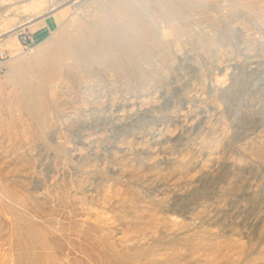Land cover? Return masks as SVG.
<instances>
[{
  "label": "rangeland",
  "instance_id": "374dc122",
  "mask_svg": "<svg viewBox=\"0 0 264 264\" xmlns=\"http://www.w3.org/2000/svg\"><path fill=\"white\" fill-rule=\"evenodd\" d=\"M106 2L0 0V264H264V0H123L129 70H57Z\"/></svg>",
  "mask_w": 264,
  "mask_h": 264
},
{
  "label": "bare ground",
  "instance_id": "6f19581e",
  "mask_svg": "<svg viewBox=\"0 0 264 264\" xmlns=\"http://www.w3.org/2000/svg\"><path fill=\"white\" fill-rule=\"evenodd\" d=\"M123 5V0H108L107 14L97 21L91 34V46L82 42L80 38L71 41L67 37V31L64 30L57 40L56 50L52 58L57 70L68 57L78 60L80 57L92 59L103 55L129 70L131 61L135 56L130 44H144L147 41L151 43L153 36L150 34V38H147L146 29L149 25L137 14L128 12ZM171 14L167 12L168 19L172 23L174 15ZM131 18L135 20V23H132ZM142 57H147V55L142 54ZM57 70L55 71L57 72Z\"/></svg>",
  "mask_w": 264,
  "mask_h": 264
},
{
  "label": "crops",
  "instance_id": "0c3cea01",
  "mask_svg": "<svg viewBox=\"0 0 264 264\" xmlns=\"http://www.w3.org/2000/svg\"><path fill=\"white\" fill-rule=\"evenodd\" d=\"M65 12H67V11H65ZM65 12H64V13H65ZM65 16H66V18H68V12H67V14H66ZM53 19H54V18H51V20H53ZM51 20H49V21H51ZM49 21H48V24H49V26H51L50 23H49Z\"/></svg>",
  "mask_w": 264,
  "mask_h": 264
},
{
  "label": "built area",
  "instance_id": "2783aa9c",
  "mask_svg": "<svg viewBox=\"0 0 264 264\" xmlns=\"http://www.w3.org/2000/svg\"><path fill=\"white\" fill-rule=\"evenodd\" d=\"M0 58H4V55H0Z\"/></svg>",
  "mask_w": 264,
  "mask_h": 264
}]
</instances>
